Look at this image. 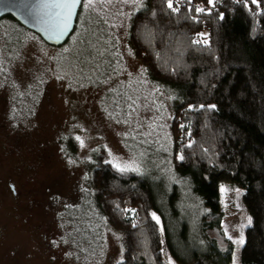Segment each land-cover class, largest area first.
Here are the masks:
<instances>
[{
    "label": "rangeland",
    "instance_id": "rangeland-1",
    "mask_svg": "<svg viewBox=\"0 0 264 264\" xmlns=\"http://www.w3.org/2000/svg\"><path fill=\"white\" fill-rule=\"evenodd\" d=\"M86 4L83 0L75 30L61 47L12 20H0V264L123 260L126 235L109 223L91 185L101 151L106 160H135L141 175L164 189L167 215L172 210L167 198L177 187L180 222L190 236L207 211L190 178L173 166L177 90L148 70L141 75L147 68L130 43L134 14L148 0ZM219 186L228 189L221 192L222 229L227 227L234 240L241 232L245 238L252 217L244 191L225 181ZM150 212L163 229L165 262L179 264L165 234L171 215L165 220L153 206ZM233 246L238 264L240 247Z\"/></svg>",
    "mask_w": 264,
    "mask_h": 264
},
{
    "label": "trees",
    "instance_id": "trees-1",
    "mask_svg": "<svg viewBox=\"0 0 264 264\" xmlns=\"http://www.w3.org/2000/svg\"><path fill=\"white\" fill-rule=\"evenodd\" d=\"M246 2L248 7L245 0H216L209 9L207 0L191 5L181 0L179 11L173 12L166 0H148L134 14L133 49L152 78L177 90L171 124L174 169L190 178L207 211L196 235L190 236L187 224L180 222L177 187L167 198L172 208L167 215L162 187L136 172H118L101 151L91 185L102 213L126 235L119 264H168L151 206L165 220L171 215L165 234L179 264H232L234 246L222 229V181L243 189V203L252 217L237 263L264 264V0H259V9ZM195 6L211 14L188 11ZM3 19L21 26L10 16ZM199 33L206 35L207 46L192 43Z\"/></svg>",
    "mask_w": 264,
    "mask_h": 264
},
{
    "label": "water",
    "instance_id": "water-1",
    "mask_svg": "<svg viewBox=\"0 0 264 264\" xmlns=\"http://www.w3.org/2000/svg\"><path fill=\"white\" fill-rule=\"evenodd\" d=\"M82 1L72 9L71 19L62 34L65 10L39 7V0H0V20L10 16L25 29L37 34L46 44L61 47L75 30Z\"/></svg>",
    "mask_w": 264,
    "mask_h": 264
},
{
    "label": "snow or ice",
    "instance_id": "snow-or-ice-1",
    "mask_svg": "<svg viewBox=\"0 0 264 264\" xmlns=\"http://www.w3.org/2000/svg\"><path fill=\"white\" fill-rule=\"evenodd\" d=\"M108 2L110 3L111 0H108ZM118 2L120 3H124V4H136V3H142V0H118ZM181 2V0H176V5L174 6V0H166L167 3V8L170 9L173 12H178L179 11V3ZM188 4H192L193 0H187ZM239 2V0H238ZM81 0H39V7L42 8H58V9H62L65 10V15L63 16V29L61 30V34L63 32V30L67 29V24H68V20L71 19V15H72V9L74 7H76L77 4H80ZM207 4L209 5V9L211 8H215L216 6V0H207ZM251 4L255 5L257 9L260 8V3L259 0H251ZM95 5V0H87V4L85 5V7H94ZM245 7H248V4L245 0ZM209 9H206L204 7H199V6H195L194 9L193 8H189L188 11L192 12L194 11L197 15L198 14H207L210 15L211 12ZM193 19H195V17H193ZM220 19H223V15H220ZM113 27H115V25H113ZM199 38H193L192 39V43L194 45H200L203 44L204 46L208 45V41H207V37L204 33H199L198 34ZM129 54H131V51L129 50ZM124 71H127V69H123ZM147 69H140L141 75H143L144 73H146ZM129 75H131V73H129ZM58 78H62V77H58ZM159 90V89H157ZM201 107H203V105H201ZM211 108H214L215 106L212 105L210 106ZM181 127H183V125H181ZM81 146L83 147V140H81L79 137L76 138ZM191 143H189L188 147H191ZM109 155H112L111 153H109ZM178 159H180L181 161L184 159V156L181 154L178 156ZM106 163H109L112 165L113 168H115L118 172L120 173H127V172H136L137 174H142V169L140 167V165L135 161V160H131V161H122L120 158L118 157H114L112 160H107L105 161ZM228 189L221 187V192L225 193L227 192ZM117 207H119V205H117ZM126 211H131V210H126ZM153 220L156 221L157 224L160 223L159 221V217H157L155 214L152 215ZM249 225L251 224V218H249L248 221ZM133 227H135V225H133ZM161 231H163V229H161ZM224 234L225 236H227V238L229 240H232L234 244L238 245L239 247H242L245 244V238L243 235V232H241V235L239 237V239H233L232 236H230L228 234V230L227 227H225L224 229ZM169 264H171V261L169 260ZM233 264H236V257H233Z\"/></svg>",
    "mask_w": 264,
    "mask_h": 264
}]
</instances>
